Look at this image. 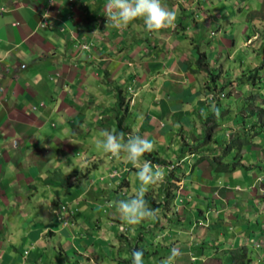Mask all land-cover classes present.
<instances>
[{
    "label": "crops",
    "instance_id": "1",
    "mask_svg": "<svg viewBox=\"0 0 264 264\" xmlns=\"http://www.w3.org/2000/svg\"><path fill=\"white\" fill-rule=\"evenodd\" d=\"M162 3L175 10V21L181 31L149 32L142 21H137L135 26L115 28L108 25L107 0H53L51 3L0 0V264H44L42 253L48 249L47 240L55 242L56 237L64 234L62 224L71 221V215L76 217L72 221L79 222L80 230L87 227L88 217L80 205L81 195L89 186L72 193L76 185L74 179L83 176V171L72 170L83 167L84 155L98 149L90 145L98 139L97 131L115 128L114 110L118 104L115 90L118 87L111 86L106 78L117 76L119 71L117 82L121 84L122 75L128 70L131 77L125 82H131L127 87L134 99L141 88L142 98L147 99L149 105L145 108V117L140 119L141 131L145 134L147 126H158L175 104L168 105V91H164L169 86V76L176 77L162 70L164 60L168 59L163 45L170 35L176 47L186 42L188 37L181 34L184 21L180 11L184 16L191 13L195 27L205 32L206 29L212 31L220 21L233 23L232 19L213 15L217 8L221 13L238 10L237 18L244 23L241 27L243 43L259 37L257 30L247 33L245 24L264 22V0H162ZM44 18L47 23L41 27ZM261 35L264 43V33ZM230 38L226 35L219 38V45L223 46ZM84 44L87 48L82 47ZM165 51L169 53L168 48ZM121 55L124 62L113 64ZM137 59L143 61L139 63ZM191 75L186 73L187 82H191ZM162 76L165 78L161 79ZM179 83L181 81L176 82V88ZM154 106L159 110L158 117ZM109 109L113 111L112 116ZM127 114L124 124L133 119L131 125H136L138 121L132 116L133 112L128 110ZM145 137L150 139L149 134ZM257 183L262 201L255 200L251 191L237 190L225 193L235 200L231 204L219 202L221 207L217 208L218 200L213 194V204L210 206L209 200L204 203L209 216L224 214L225 219L234 221L236 238L241 236L245 241L238 237L221 242L225 232H221L222 236L217 233L216 241L220 244L217 250L211 249L214 240L207 243L204 237L201 244L205 248L200 253L191 250L188 241L183 253L188 251L192 262L201 254L206 263L218 260L220 264L222 261L227 264L228 260H224L227 254L242 244L241 249L248 255L243 264H264V249L252 250L260 249L263 244L259 240L264 239V175ZM254 184L252 181L248 187ZM250 207L255 213L254 220L247 213ZM217 220L216 226L220 218ZM212 222L207 219L209 228ZM79 228L74 231L75 235L82 234ZM183 229L177 230L175 242L187 243V232ZM237 249L236 252L242 251ZM213 253L217 257L209 256Z\"/></svg>",
    "mask_w": 264,
    "mask_h": 264
},
{
    "label": "rangeland",
    "instance_id": "2",
    "mask_svg": "<svg viewBox=\"0 0 264 264\" xmlns=\"http://www.w3.org/2000/svg\"><path fill=\"white\" fill-rule=\"evenodd\" d=\"M180 13L184 21H180L183 26L181 34L188 37L185 38L186 42H183V45L179 43L176 47L172 44L170 35L167 40L165 39L167 45H163L164 55L168 56V59L164 60L162 70L171 72L170 75L173 74L176 77L169 76V86L164 89L165 92L168 91L166 95L169 100L168 105L175 103L170 107L169 116L163 118L164 121H159V125L155 127L147 126L144 134L141 131L143 124L140 119L144 114L146 115L145 108L149 105L148 100L142 98L141 88L139 95L137 94V98L134 99L130 89L127 88L131 82H125L131 77V74H127L128 70L122 75L121 84L117 82L120 76L119 71L116 72L117 76L111 75L106 78L111 86L116 84L118 87L115 90L116 93L119 90L124 104H127L126 109L122 111L123 123L127 118L128 110L133 112L132 116L138 121L136 125H131L134 122L133 119L132 122L129 121L127 127H124L125 133L138 134L144 138L146 134H149L148 140L155 145V149L145 156L166 162V164H158L150 159L153 165L160 166L165 173L164 181L149 187L145 194L149 207L159 210L156 218L143 221L138 225H128L121 219L112 202L127 199L134 194L139 187L136 170L129 162L106 154L102 149H94L93 154L84 155L81 161L83 167L80 165L72 170L73 172L83 171L81 178L78 176L74 179L76 185L72 193L89 186L88 191L81 195L83 198L80 205L81 209L85 208L83 212H86L88 217L85 220L87 227L80 230L79 222L75 224V221H72L76 218L74 215H71L73 217L71 221H64L62 224L64 234H61V237L55 236V242L52 240L49 243L47 240L45 244L49 246L42 253L44 264H126L130 260L127 245L137 246L138 249L144 247L150 251L148 256L143 257V264H162V262L164 264H188L189 262V264H209L202 261L201 254H198L196 261L192 262L188 251L185 250L183 253V247L190 241L188 247L200 253L204 245L201 241L205 237L207 243H210L209 240L212 242L214 240L212 243L214 248L211 249L217 250V245H220L216 241L217 233L222 236L221 232H225L220 239H224L221 242L227 238L234 239L236 225L234 221L225 219L224 214L218 217L214 214L209 216L208 208L204 203L209 200L211 206L216 198L217 208L221 207L219 202L231 204L235 200L225 196V193H235L237 190H245L247 193L251 191L255 200L262 201L257 182L264 175V131L260 130L261 124H264V74L261 76L264 70V43L261 35L264 33V22L253 25L247 22L245 24L247 33L257 30L259 37L252 42L243 43L241 27L244 23L237 18L238 10L232 13H221L217 8L213 15L232 19L233 23L220 21L217 24L220 29L215 26L212 31L206 29L205 32L195 27L191 13H186V16L183 11ZM180 28L175 21L174 28L169 29L170 34L181 31ZM225 35L231 38L226 39L227 43L225 41L224 45L220 46L218 40ZM194 45H197L196 49L193 48ZM166 48L169 49L168 54L165 51ZM200 51L205 52L207 58L197 62ZM122 58L121 55L119 61L116 60L113 64H122L124 62ZM137 61L141 63L143 60L137 59ZM187 72L192 74L191 82L186 80ZM256 73H258L257 77L251 75ZM163 78L165 76L161 77ZM175 81H181L177 88ZM138 85L140 86L139 83ZM120 106L117 104L116 113L121 111ZM154 107V111H157L154 113L157 115L159 110L156 106ZM252 111L255 112L254 116L249 115ZM112 115L113 111H111ZM117 120V117H114V122ZM96 133L99 135L98 131ZM90 145L96 146V141L90 142ZM223 165L226 167H221ZM182 171V175L179 174ZM172 172L179 178L172 175L169 180L167 176ZM75 175L77 176L76 173ZM168 180L171 181V192L174 189V198L169 202L167 198L165 199V194L159 195V187ZM252 181L255 184L250 188L248 186ZM228 213L233 214L230 211ZM247 213H250V217L254 220L255 213L252 207ZM237 215L234 213V217ZM238 217L241 219L242 216ZM217 218H220L218 226H216ZM207 219L213 221L210 228ZM180 227H184L183 230L187 232L185 236L187 243L181 240L175 242V234ZM77 228L83 235L74 234ZM116 231L122 233V239H119ZM238 237L245 241L244 237ZM259 241L263 245L260 249L252 248L255 252L264 249V239L260 238ZM207 243V247H210ZM241 245L234 247L235 251H238L237 248L241 249L243 246ZM248 246L253 245L248 243ZM175 247L177 255L169 259ZM239 254L241 253H236V255ZM209 256L215 255L213 253ZM224 260H228L227 264H231L229 254ZM211 264H220V262L215 260ZM222 264H224L223 261Z\"/></svg>",
    "mask_w": 264,
    "mask_h": 264
},
{
    "label": "clouds",
    "instance_id": "3",
    "mask_svg": "<svg viewBox=\"0 0 264 264\" xmlns=\"http://www.w3.org/2000/svg\"><path fill=\"white\" fill-rule=\"evenodd\" d=\"M106 8L108 25L111 24L115 28L135 26L137 21H142L149 32L161 33L175 26L176 12L163 4L162 0H107ZM82 47L87 48L85 44ZM127 88L130 89V87ZM123 127H127V125L123 123ZM114 130L101 131L96 140V147L102 149L106 154L129 162L136 170L135 174L139 180V187L132 196L113 201L112 204L121 219L128 225H138L143 221L155 219L159 210L149 207L145 194L149 187L164 181L165 173L160 166L153 165L151 160L144 158L146 154L154 151L155 145L138 134L126 133L125 135L124 132L116 133ZM176 255L177 251L173 249L172 257L169 259ZM143 256L142 249L133 250L132 264H143Z\"/></svg>",
    "mask_w": 264,
    "mask_h": 264
},
{
    "label": "trees",
    "instance_id": "4",
    "mask_svg": "<svg viewBox=\"0 0 264 264\" xmlns=\"http://www.w3.org/2000/svg\"><path fill=\"white\" fill-rule=\"evenodd\" d=\"M200 55H199V58L197 59V62H201V61H203V60H205V58H206V54H205V52H202V51H200V52H198ZM252 76H255V77H257L258 76V73H256V74H251ZM261 76H262V74H261ZM116 97H117V100H118V104L119 105H121L120 107L122 108L121 109V111H119L118 113H116V110H114V114H115V117H117V121L115 122V124H116V128H115V132L116 133H119V132H124L125 133V131L123 130V120H122V117H124V115H122V111L123 110H125V108H126V103L124 104V102H123V99H122V97H121V95H120V93L119 92H117L116 93ZM123 104V105H122ZM263 112H264V109H263ZM254 114H255V112L254 111H252L249 115H252V116H254ZM120 115H122V116H120ZM248 116V114L246 115V117ZM262 123V122H261ZM254 126H257L258 124H253ZM262 125V128L260 129V130H263L264 131V124L262 123L261 124ZM263 131H261V132H263ZM125 135H126V133H125ZM248 147V146H247ZM150 153H148V155H149ZM145 156L146 157V159L147 160H150V159H153L154 160V162L155 163H158V164H166V162L164 161V160H160V159H158V158H153V157H151V156ZM201 159H202V157H201ZM221 167H226L225 165H223V166H221ZM176 172H177V170H175ZM182 173H183V171L181 172V173H179V174H181L182 175ZM172 175H173V177H176V178H179L177 175H174V173L172 172V174H170L169 176H167L168 177V179L169 180H171V178H172ZM168 180V182H165L164 184H162L160 187H159V195L162 193V195L163 194H165V199L167 198V200H168V202H169V200H172L173 198H174V189H173V192H171L172 191V189L170 188L171 187V181H169ZM150 200V199H149ZM167 200H165V201H167ZM150 201H152V200H150ZM168 202H166L167 204H168ZM94 224V223H93ZM116 234H117V236L119 237V239H122V233L121 232H118V231H116ZM202 246V245H201ZM205 248V246L203 245L202 247H201V249H204ZM135 249H138L137 248V246H134V247H131V245H127V251H128V253L130 254V260H129V262H127L126 264H132V252H133V250H135ZM140 249H142L143 250V252H144V256L143 257H146V256H148V253L150 252V251H148L147 249H145L144 247H141ZM231 254H230V258H231V262H232V264H243V262L245 261V260H247L246 259V254H245V252L242 250L241 251V254H239V255H236V253H238V252H236L235 251V249H233L231 252H230ZM204 262V261H203ZM245 263V262H244Z\"/></svg>",
    "mask_w": 264,
    "mask_h": 264
},
{
    "label": "built area",
    "instance_id": "5",
    "mask_svg": "<svg viewBox=\"0 0 264 264\" xmlns=\"http://www.w3.org/2000/svg\"><path fill=\"white\" fill-rule=\"evenodd\" d=\"M52 0H48V2L50 3ZM46 24V20H42L41 22V26H44Z\"/></svg>",
    "mask_w": 264,
    "mask_h": 264
}]
</instances>
